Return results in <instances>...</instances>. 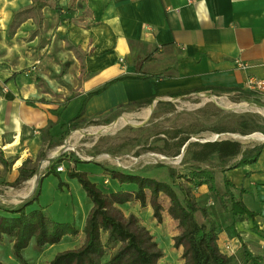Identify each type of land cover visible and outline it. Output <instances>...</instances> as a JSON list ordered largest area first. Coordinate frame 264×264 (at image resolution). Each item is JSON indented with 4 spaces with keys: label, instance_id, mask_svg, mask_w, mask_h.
I'll list each match as a JSON object with an SVG mask.
<instances>
[{
    "label": "crops",
    "instance_id": "obj_1",
    "mask_svg": "<svg viewBox=\"0 0 264 264\" xmlns=\"http://www.w3.org/2000/svg\"><path fill=\"white\" fill-rule=\"evenodd\" d=\"M73 1L72 9L66 7ZM23 3L8 10L0 0V184L15 181L26 159L36 161L40 150H48L44 128L50 121L55 124L49 133L57 143L62 124L82 106L88 121L119 115L124 104L152 95L164 100L170 92L208 86L244 91L251 79L264 81V0L46 1L43 39L31 37L32 18L8 37L12 12L31 0ZM68 44L79 47L84 66ZM226 174L256 212L252 222L264 230V148L256 163ZM241 188L246 191L240 193ZM201 189L208 191L206 185ZM263 244L261 239L262 249ZM219 245L222 249L224 238L219 237ZM248 246L254 252L255 245L249 241Z\"/></svg>",
    "mask_w": 264,
    "mask_h": 264
},
{
    "label": "rangeland",
    "instance_id": "obj_2",
    "mask_svg": "<svg viewBox=\"0 0 264 264\" xmlns=\"http://www.w3.org/2000/svg\"><path fill=\"white\" fill-rule=\"evenodd\" d=\"M45 1L53 4L55 1L60 2ZM23 2L27 3L29 0H20L19 3L11 0L8 5L5 0L8 10H11L13 5L24 4ZM65 5L72 9L74 1ZM2 10L4 9L0 8V12ZM159 100L155 99L151 105L145 107L124 104L117 111L119 115L108 114L97 119L84 120L81 126L66 134L63 139L62 136L59 138L62 139L60 145L46 151L33 181L17 186L12 185L14 181H4L0 184V213L9 214L4 209L21 206L36 197L39 190L38 200L29 209L42 208L50 221L72 222L79 229L78 234L67 235L61 242L43 248H38L33 240L24 253L26 263H21L15 258L13 239L5 236L0 242V264H49L56 254L76 249L84 242L83 227L92 202L78 180L67 175L68 167L88 172L92 180L107 193L112 190L136 189L134 185L120 184L110 178L108 169H121L167 181L174 186L182 199L186 196L188 181L184 177L171 178L170 169H174L180 175L188 174L198 167L213 169L218 195L210 193L209 190L203 192L199 188H193L192 192L197 197L205 195L201 197L200 204L207 209L208 216L219 227V237L224 238L222 250L231 254L233 250L237 251L242 241H247V244L250 241L251 245H255L254 252L264 256V248L259 245L260 240H264V230L259 224L252 222L250 217L234 216L225 206V201L220 199L224 197L223 167L217 155H213L205 162L194 161L186 148H182L180 154L176 155L175 143L178 140L173 139L168 133L179 129L182 131L181 136L190 134V141L201 142L236 139L240 140L245 148L264 144V138L242 137L255 133L264 135V95L245 89L234 95L206 92L181 97L167 96L160 100V103ZM241 118H245L244 122L250 125L251 133L245 135L239 132L217 133L219 129L243 130L244 122H241ZM233 134L242 136L236 137ZM166 141L169 148L164 151ZM60 165H63L65 170L56 174ZM60 182H63L62 186ZM23 191L25 194H21ZM160 200L162 221L154 216V210L149 202L143 206L140 201L134 199L127 203L115 204L114 209L123 219L134 215L138 218V223L150 231L163 251L161 264H184V248L175 245V236L181 229L177 220L169 214V198L163 194ZM196 217L199 222L205 221L201 211L196 213ZM232 223H235L240 234L251 237V240H244L242 234V238L230 237L226 228ZM103 238L105 239V235ZM111 254L112 251L108 249L103 261L106 262ZM235 263L241 264L238 258Z\"/></svg>",
    "mask_w": 264,
    "mask_h": 264
},
{
    "label": "trees",
    "instance_id": "obj_3",
    "mask_svg": "<svg viewBox=\"0 0 264 264\" xmlns=\"http://www.w3.org/2000/svg\"><path fill=\"white\" fill-rule=\"evenodd\" d=\"M45 0H31V3L14 10L11 15L10 22L7 26V36L12 37L16 33L19 26L26 20L32 18L36 24V28L32 31V38L39 36L43 39V20L42 9L46 6ZM68 47L76 52L78 58L82 61L83 55L79 47L74 44H68ZM68 63H66V66ZM65 71V70H64ZM147 76L146 78H150ZM120 77L107 82L102 88L91 92L87 95L86 100L97 93L106 90L109 85ZM137 78H142L137 76ZM233 91L241 90L240 88H223V87H199L193 90H179L167 94L169 97H181L191 93L206 91ZM156 95L141 98L132 102L137 107H145L151 105ZM161 102L160 100L158 101ZM28 103L34 104V101L28 100ZM84 107L82 106L79 113L68 123L62 124L63 133L61 138L70 133L72 130L81 126L84 122ZM245 118H241L244 122ZM50 121L44 128V142L47 143V137L50 141L47 148L60 145L62 139L57 143L53 142V136L49 133L50 128L54 125ZM243 130L237 129H219L217 133L222 132H239L241 134H249L252 128L247 122L243 124ZM169 136L178 141L176 145V155L180 154L185 146L187 152L196 162L208 161L213 155H217L221 166L223 167L222 178L224 187V197H220L221 201H225V206L236 217L248 216L255 218L256 212L250 210L243 199L235 192L236 185L228 178L226 172L243 166L254 164L258 161L264 144L254 145L245 148L240 140L236 139H220L190 141L191 135L181 136L182 131L175 129L168 132ZM169 148V143L164 144V151ZM46 156V150H40L37 160L26 159L19 168V175L12 185H21L25 181L34 177L38 170L39 161ZM7 165V161L2 157ZM59 171L56 172V174ZM110 178L118 181L120 184L134 185L136 189L112 190L105 192L97 182L93 181L89 173L68 167L67 175L76 178L85 190L87 196L91 199L92 207L86 217L83 227L84 242L76 249L64 250L56 254L49 264H161L163 251L158 246L157 241L150 231L138 223V218L131 215L128 219L121 218L115 212V204H123L131 200H138L143 206L148 202L154 210V216L162 221V203L161 195L169 198L170 205L169 214L178 222L181 229L180 233L175 236V245L184 248L185 263L184 264H236V258L241 264H264V256L253 252L248 244L244 241L234 254L225 253L219 245V227L217 223L208 216L207 209L200 204L201 197L193 194V188H200L203 185L208 187L212 194H217V181L213 169L194 168L188 174L180 175L174 169H170V177H184L188 181L186 186V196L184 199L180 197L174 186L164 180L143 174H133L121 169H108ZM91 174V173H90ZM63 182H60V185ZM62 186V185H61ZM245 192L244 188L240 189V193ZM36 197L28 200L15 209H4L9 214L0 213V242L5 236L13 239V253L15 258L21 263H26L24 253L34 240L38 248L46 245H53L61 242L67 235H76L79 232L78 227L72 222L50 221L47 214L42 208H31L34 202L38 200ZM201 211L205 217L204 222H199L196 213ZM227 232L230 237H241L237 231L235 223L227 226ZM105 235V239L103 238ZM111 250V257L104 262L107 250Z\"/></svg>",
    "mask_w": 264,
    "mask_h": 264
},
{
    "label": "built area",
    "instance_id": "obj_4",
    "mask_svg": "<svg viewBox=\"0 0 264 264\" xmlns=\"http://www.w3.org/2000/svg\"><path fill=\"white\" fill-rule=\"evenodd\" d=\"M240 65H242L243 67L246 66L243 63H241ZM249 87H250L251 90H254V91H264V81L263 80H259V79H251L250 82H249ZM57 169H58L59 172H62V171L65 170L63 165H60ZM235 250H233L231 252V254H234Z\"/></svg>",
    "mask_w": 264,
    "mask_h": 264
},
{
    "label": "bare ground",
    "instance_id": "obj_5",
    "mask_svg": "<svg viewBox=\"0 0 264 264\" xmlns=\"http://www.w3.org/2000/svg\"><path fill=\"white\" fill-rule=\"evenodd\" d=\"M147 115V114H146ZM114 124V123H113ZM109 127V126H108ZM111 127V126H110ZM113 127V126H112ZM101 128H103V127H101ZM105 128V127H104ZM107 129V128H106ZM234 136H236V137H239V136H242V135H240V134H233ZM242 137H244V138H256L257 137V139H263L264 138V135H262V134H253V135H251V136H242ZM65 147V146H64ZM62 149V148H61Z\"/></svg>",
    "mask_w": 264,
    "mask_h": 264
},
{
    "label": "water",
    "instance_id": "obj_6",
    "mask_svg": "<svg viewBox=\"0 0 264 264\" xmlns=\"http://www.w3.org/2000/svg\"><path fill=\"white\" fill-rule=\"evenodd\" d=\"M186 145H187V144H186ZM186 145H185V146H186ZM185 146L183 147V149L185 148ZM38 171H39V168H38L37 172H38Z\"/></svg>",
    "mask_w": 264,
    "mask_h": 264
}]
</instances>
